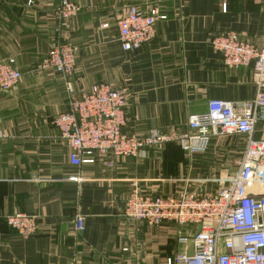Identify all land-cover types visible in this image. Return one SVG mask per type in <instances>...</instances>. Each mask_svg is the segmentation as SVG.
I'll return each instance as SVG.
<instances>
[{"label":"crops","instance_id":"0c3cea01","mask_svg":"<svg viewBox=\"0 0 264 264\" xmlns=\"http://www.w3.org/2000/svg\"><path fill=\"white\" fill-rule=\"evenodd\" d=\"M71 1L79 11L60 22L58 0L31 6L0 0V60L14 59L21 72L14 88L0 91V264H148L140 246L146 226L122 215L132 182L152 196L183 186L215 192L236 171L245 135H216L203 152L168 141L143 158L72 165L53 125L68 109L67 83L78 96L97 82L123 90L129 98L125 134L184 132L188 116L206 112L209 100L255 96L252 67L228 68L210 39L235 31L261 46L264 0ZM129 6L143 12L156 6L166 18L156 21L152 41L124 51L115 23ZM58 41L76 49L69 78L39 68ZM253 137L264 140L263 112ZM248 192L264 193V184L252 182ZM15 213L37 216L34 235L23 238L6 224L5 216ZM76 213L84 216L82 230H76ZM160 227L168 237L162 264L180 251L177 231L188 228Z\"/></svg>","mask_w":264,"mask_h":264},{"label":"built area","instance_id":"2783aa9c","mask_svg":"<svg viewBox=\"0 0 264 264\" xmlns=\"http://www.w3.org/2000/svg\"><path fill=\"white\" fill-rule=\"evenodd\" d=\"M33 2L26 0L28 6ZM78 11L71 0H58L54 14L62 22ZM165 18L156 6H149L147 12L129 6L115 23L122 50L152 41L156 21ZM262 33L264 38V16ZM210 45L228 68L252 67L256 86L252 99H211L206 112L188 116L184 132L152 130L139 137L122 131L129 103L123 90L97 82L78 96L67 83L68 109L54 116L53 125L70 150L69 162L76 166L97 159L110 166L112 159L120 157L143 158L150 148L168 141H176L187 152H203L216 135H245L237 169L222 180L225 183L217 191L183 186L173 195L152 196L141 192L134 181L122 215L149 227L172 224L177 229L188 228L183 236L177 231L180 251L167 256L162 264H264V196L248 192L252 182L264 184V140L253 137L259 114H264V41L257 46L235 31H227L212 36ZM75 62L76 49L58 41L46 51L39 68L69 78ZM20 78L14 59L0 60V91L11 90ZM74 221L76 230H82L84 216L76 213ZM5 222L23 238L37 231V216L33 214L7 215Z\"/></svg>","mask_w":264,"mask_h":264},{"label":"rangeland","instance_id":"374dc122","mask_svg":"<svg viewBox=\"0 0 264 264\" xmlns=\"http://www.w3.org/2000/svg\"><path fill=\"white\" fill-rule=\"evenodd\" d=\"M221 186L225 182H219ZM168 226L166 228L176 231V228L172 224H164L163 226ZM184 228V227H183ZM160 226L143 228V238L141 239L140 246L143 252L146 254V263L160 264L161 258L164 255L165 249L168 245V237L159 232ZM179 233L183 236L188 233V230H180Z\"/></svg>","mask_w":264,"mask_h":264},{"label":"water","instance_id":"95a60500","mask_svg":"<svg viewBox=\"0 0 264 264\" xmlns=\"http://www.w3.org/2000/svg\"><path fill=\"white\" fill-rule=\"evenodd\" d=\"M258 196H264V193L258 194ZM263 251H264V248H263Z\"/></svg>","mask_w":264,"mask_h":264}]
</instances>
